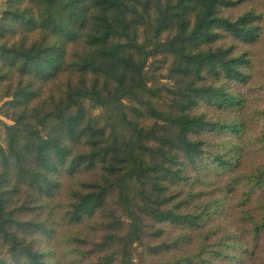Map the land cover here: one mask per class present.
Returning a JSON list of instances; mask_svg holds the SVG:
<instances>
[{"label":"trees","instance_id":"16d2710c","mask_svg":"<svg viewBox=\"0 0 264 264\" xmlns=\"http://www.w3.org/2000/svg\"><path fill=\"white\" fill-rule=\"evenodd\" d=\"M0 264H264V0H4Z\"/></svg>","mask_w":264,"mask_h":264},{"label":"rangeland","instance_id":"374dc122","mask_svg":"<svg viewBox=\"0 0 264 264\" xmlns=\"http://www.w3.org/2000/svg\"><path fill=\"white\" fill-rule=\"evenodd\" d=\"M3 1L4 0H0V15H1V12L3 11Z\"/></svg>","mask_w":264,"mask_h":264}]
</instances>
